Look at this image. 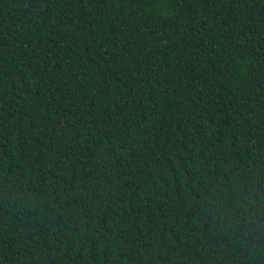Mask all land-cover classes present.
Listing matches in <instances>:
<instances>
[{
	"label": "trees",
	"instance_id": "trees-1",
	"mask_svg": "<svg viewBox=\"0 0 264 264\" xmlns=\"http://www.w3.org/2000/svg\"><path fill=\"white\" fill-rule=\"evenodd\" d=\"M0 264H264V0H0Z\"/></svg>",
	"mask_w": 264,
	"mask_h": 264
}]
</instances>
